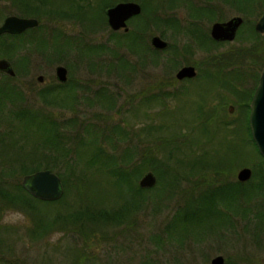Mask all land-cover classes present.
I'll list each match as a JSON object with an SVG mask.
<instances>
[{
  "label": "rangeland",
  "instance_id": "374dc122",
  "mask_svg": "<svg viewBox=\"0 0 264 264\" xmlns=\"http://www.w3.org/2000/svg\"><path fill=\"white\" fill-rule=\"evenodd\" d=\"M229 1L211 0V5L217 10L216 17H213L215 20H210V16H203V21L200 20V24L201 26L202 23L204 24L205 30L203 28L202 32L206 41L209 42L204 48L209 45V53L223 52L224 55L221 56L225 58L224 64L226 61L228 62L226 54L232 51L241 53L243 59L248 53L250 55L255 52L254 60H243L245 62L242 63L255 64V66H241L240 69L235 66L232 71L226 69L227 74L225 75L228 76L231 84H236L238 89L244 88L248 91L243 97L221 88L222 96L219 95L220 91L216 88L215 80L217 77H222L223 71L220 68L218 72L213 73L214 75L209 80L204 77L200 80L184 82V84L175 83L174 86H169V90L183 85L187 88L177 98H168V107L161 106L156 101L151 106L144 104L141 111L136 113L134 107L140 105L143 95L158 92L160 82L165 78L166 80L171 78L175 74L174 70L177 66L175 64H139L137 56L132 54L131 58L130 56L128 58L136 63L135 68L125 69L123 72L120 70L110 71L105 68L96 71L91 60H96L99 56V62L102 59L109 61L113 53L107 51L108 55L105 58H100L101 55L96 56V54L93 57L89 55L88 58L85 52H83V56H79L77 52L82 50L81 43L85 45L103 42L111 45L110 33L112 29L108 23V15L107 24L100 21L99 25L94 28L84 24V21L58 20L52 19L51 16H44L41 24L39 21V27H33L34 29L16 35L14 38L1 36L0 59L6 58L13 64L16 76L9 77V75L0 72V88L3 85L18 86L28 101L31 102L34 99V103L39 104L38 91L59 82L56 68L59 65H64L69 70V77L74 81L70 84L77 83L82 98L89 95L90 98L95 99V94L101 92V88H108L114 93L116 104L111 108H103L102 105L91 103V100L85 98L79 110L82 113V118L98 123L99 126L104 127L106 123L110 125L118 123L131 131L125 139L116 140V150L119 152H124L125 149L130 148V145L138 147L141 152L142 148L148 147L151 144L150 141L160 134L168 138L170 135L192 132L193 135L190 139L204 143L196 152L197 154L206 152L211 155L210 158H215L213 162L223 159L226 165L236 162L234 167L229 168L230 172L228 171L226 175L229 181H239L237 178L239 171L244 167L251 168L252 177L243 183L254 186L259 179L255 171L256 173L264 171V160L259 156L254 145L247 142L243 119L247 115L250 118L252 97L258 84L259 72L264 64V34L256 30V22L264 13V0H241V2L237 0L236 3ZM18 10L13 1L0 0L1 22L10 15L35 18L23 16ZM160 15L164 17L163 12ZM168 15L178 19L181 24L185 18L191 20L190 10L183 4L177 5L167 13ZM237 16L244 20L237 36L233 40H225L224 44L213 48L211 38L204 31L207 30L210 33V28L214 23L227 22ZM136 20L128 21L130 28L135 27ZM155 27L153 29L155 33L164 34L166 40L175 44L181 45L184 41L188 43V40H191L190 36L184 35L185 33L183 35L178 33L182 29L181 27L180 29L172 27L162 29L165 28L162 24L160 27ZM122 32L124 31L119 30V33ZM175 33L179 35H175ZM42 39L47 42L45 45L39 43ZM66 39L74 43L72 52L69 50L70 53L63 52L64 49H68L65 45ZM76 40L77 45H75ZM197 49L203 53L200 52L191 57L201 61L207 53L202 50L201 44H198ZM120 51L122 54L128 55V51L125 49ZM170 52L162 53L161 60L165 61ZM218 61H221V57ZM39 76H44L43 82L39 80ZM165 107L167 109H164ZM200 108L205 112L208 111V118L213 117L214 114L217 115V124L215 122L214 125L211 124L210 131L212 133L209 136L202 135L199 131L202 123ZM66 112V118L72 116L71 112ZM56 113L60 115V113ZM223 121L230 122V125H223ZM147 124L158 126V129L153 131L151 129L149 134L154 131L158 133L149 136L143 135L142 128ZM163 125L164 128L159 129ZM164 142L170 143L165 139ZM230 143L239 144L237 151L228 152L227 154L231 153L230 156L224 158ZM108 146L113 147L110 144ZM25 152H29V147ZM0 153L4 154L6 159H14L18 154L24 155V152L19 151L17 147H9V145L2 147ZM1 162L0 159V168ZM182 168L185 170L184 167ZM62 171L64 170L60 172ZM23 178L24 174L20 176L21 183ZM157 178V185L153 187V190L148 191L147 195L150 197L156 194L162 195L165 200L161 199L160 207L157 204H149L148 207H144L140 213L136 214V217L132 218L131 223L107 226L93 234L81 233L79 227L73 226L54 230L42 239L34 240L31 236V230L36 225L34 217L27 211L13 206H0V227H2L0 239L3 238L0 253L4 254H2L3 260H0V264H212V259L218 255L224 256V264H264V220L261 222L255 216L251 221L241 220L242 207L235 205L234 202L229 211L233 217H236L233 218L232 225L230 221L222 222L220 226L203 223L186 231L184 234L188 237L175 234V237L169 238L164 230L178 205H181L180 201L183 197L181 195L184 193L176 190L175 192L174 190L169 191V188L166 189V192H162L164 184H160V179L158 176ZM11 179L13 182L17 181L16 176H12ZM194 179L197 178H192V180ZM192 184L186 180L182 182V186L190 193L194 191L197 194L203 189L201 187L192 190ZM89 194L96 195L94 198L99 202L111 198L110 195V197L107 196L108 193L100 190L97 193L89 192ZM261 198L262 202L258 206L253 203V200L251 201L252 209H248L247 212L252 210L254 214L248 213L247 219L259 211H263L264 216V196ZM67 200L71 203L70 205L83 203L76 198L74 191L70 192ZM159 201L160 199H158ZM41 207L43 213L46 214L49 209H54L53 212L58 210V207L54 206L50 208V206L41 205Z\"/></svg>",
  "mask_w": 264,
  "mask_h": 264
},
{
  "label": "trees",
  "instance_id": "16d2710c",
  "mask_svg": "<svg viewBox=\"0 0 264 264\" xmlns=\"http://www.w3.org/2000/svg\"><path fill=\"white\" fill-rule=\"evenodd\" d=\"M11 1L15 3L20 14L38 18L40 24L44 16H51L52 19L58 20L84 21V24L93 28L97 27L100 21L107 24V9L109 7L121 1L140 3L142 13L130 19L133 21L137 18L134 28L122 33L111 31L110 41L114 46L103 42L85 45L81 43L82 50L77 52L79 56H83V52H85L88 58L89 55L93 57L95 54L96 56L101 55L100 58H105L108 55L107 51L113 53L109 61L102 59L99 62V56L96 60H91L96 71L105 68L110 71L120 70L123 72L125 69L135 68L136 63L132 62L128 56L131 58L133 54L138 59L142 58L143 53L149 50L142 42V38L151 33L154 34L155 26L160 27L162 24L174 29L181 27L178 19L167 16V13L179 4L188 6L190 10V24L183 28L186 32L190 30L194 33L199 29L202 31V28L196 23L200 20L203 21V16H210V20H215L217 15V10L211 5V0L197 2L192 0ZM239 1L241 2V0ZM229 2L236 3L237 0ZM161 12L164 17L160 15ZM197 37L206 40L201 32L199 35L197 34ZM39 43L45 45L47 42L42 39ZM73 44L66 39L65 45L68 49H64L63 52H72ZM77 44L76 40L75 45ZM121 49L128 51V55H122ZM70 83H74L71 77L66 83L56 82L47 89L39 90L37 94L40 100L39 104L34 103V99L31 102L28 101L18 86L3 85L0 88V149L9 145V147H17L19 151L24 152L23 156L18 154L14 159H6L4 154L0 153L2 160L0 206H13L31 214L36 222L31 230L34 240H40L54 230L73 226L79 227L81 233L93 234L107 226L131 223L132 218L136 217V214L140 213L144 207H148L149 204H157L160 207L161 199L163 201L165 198L160 194L150 197L147 192L153 188H142L139 185L140 179L148 171H153L159 177L160 184H164L162 192H166V189L169 188V191L174 190L175 192L176 190L184 193L181 195L183 196L180 201L181 205H178L164 230L169 238L175 237V234L186 236L184 234L186 231L203 223L220 226L222 222L230 221L232 225L233 218H236L229 213L233 202L242 207L243 216L239 217L241 220L251 221L254 216L261 222L264 220L263 211L256 212L255 215H251L252 210L247 212L248 209H252V200L256 206L262 202L264 171L257 173L255 171L259 179L254 186L246 185L241 181L227 180L226 175L229 168L234 167L236 162L226 165L223 159L213 162L215 158H210L211 155L206 152L197 154L196 152L204 143L190 139L193 135L192 132L170 135L168 138L160 134L153 140L150 139L151 144L142 148L141 152L138 147L133 145H130V148L125 149L124 152H119L116 150V140L125 139L131 131L118 123L112 125L106 123L104 127L99 126L98 123L82 118V113L79 110L85 98L91 100V103L102 105L103 108H111L116 104L114 93L108 88H101L102 91L95 94V99L90 98L89 95L82 98L77 83L75 82V85ZM178 96V93L169 90V81L162 80L159 91L144 94L142 102L139 106L134 107V111L140 112L144 104L151 106L156 101L161 106L168 107V98L175 99ZM166 107L164 109H167ZM201 109L202 123L199 131L200 134L209 136L212 133L210 131L211 124H217V115L214 114L213 117L208 118V111L205 112ZM66 111L71 112L72 116L66 118ZM106 117L108 118L107 115ZM243 122H245L242 124L246 131L247 142L254 145L257 153L264 160V156L259 152L252 137L249 115L245 116ZM222 124L229 126L230 122L223 121ZM163 128L164 125L159 129ZM151 129L152 131L158 129V126L147 124L143 126L142 134L149 136L158 133L154 131L149 134ZM164 139L170 143L166 144ZM108 144L113 147H109ZM237 145L239 144L237 143ZM237 145L228 144L230 147L226 154L233 150L237 151ZM27 147H29V152H25ZM226 154L225 157L223 156L224 158L230 156L231 153ZM45 169L53 172L59 171L56 173L62 178L65 187L64 195L59 200H40L31 195L20 181V176L23 174L25 176ZM61 170L64 171L60 172ZM12 176L17 177L16 182L12 181ZM96 176L100 177L95 178ZM192 178L197 179L192 180ZM183 180L188 181L189 184L193 183L192 190L201 187L203 189L197 194L194 191L190 193L182 186ZM99 190L108 193L107 196L110 195L111 198L99 202L94 198L96 195L89 194V192L97 193ZM71 191H74L76 198L83 203L70 205L67 198ZM158 199H160L159 202ZM88 202L91 206L88 205ZM41 205L50 206V208L58 207V210L53 212L54 209H49L46 214L43 213ZM250 212H252L251 216L247 219ZM1 232L2 227H0ZM2 240L3 238L0 239V250ZM2 254L0 253V260H3L1 257L4 254Z\"/></svg>",
  "mask_w": 264,
  "mask_h": 264
},
{
  "label": "water",
  "instance_id": "95a60500",
  "mask_svg": "<svg viewBox=\"0 0 264 264\" xmlns=\"http://www.w3.org/2000/svg\"><path fill=\"white\" fill-rule=\"evenodd\" d=\"M142 13V5L136 1H123L110 7L107 11L108 23L112 30L125 32L129 31L128 21ZM243 22L240 16L233 17L227 22H216L213 25L212 36L217 40H233L236 36L237 29ZM39 25L37 18L21 17L16 15L8 16L4 23L0 25V35L3 33L21 34L26 30ZM256 30L264 34V13L256 22ZM152 44L156 49H166L168 41L156 35L152 39ZM0 70L5 71L11 76L16 75L11 62L6 59H0ZM69 70L64 65L56 68L57 79L61 83L69 80ZM196 70L192 66L183 67L179 73V78L194 77ZM44 76H39L42 81ZM250 129L254 142L259 152L264 156V68L261 73L260 81L251 101ZM233 109V108H232ZM252 169L249 167L242 168L238 173V180L241 182L248 181L252 177ZM158 178L153 171L146 172L139 181L142 188H153L157 185ZM23 187L34 197L44 201H56L62 198L65 187L62 178L51 170H38L34 173L27 174L22 180ZM225 258L218 255L212 259V264H224Z\"/></svg>",
  "mask_w": 264,
  "mask_h": 264
},
{
  "label": "flooded vegetation",
  "instance_id": "af4514ba",
  "mask_svg": "<svg viewBox=\"0 0 264 264\" xmlns=\"http://www.w3.org/2000/svg\"><path fill=\"white\" fill-rule=\"evenodd\" d=\"M5 19L2 22L0 20V25H2L4 23ZM243 22H244V20H243ZM243 22L241 23V25L243 24ZM170 24H172L171 21H170ZM189 24H190L189 20L187 18H185L182 21V24L179 22V25L182 27V29H180V27H179L180 32L174 30L175 32L180 33V35H183L185 33L184 34L185 36H190L189 38H191V40H188V43L184 41V43L181 45L175 44L169 40H166L164 37V34L159 35L155 32H154V34L151 33L147 37L146 36L143 37L142 42L144 43L145 46L148 47L149 50L146 51L145 53H143L142 58H140L138 61L139 64H175L177 66L174 70L175 74L171 78H169L168 80H166V78L163 79V80L169 81V86H174L175 83L184 84V82L200 80L201 78H204V77L209 80L211 78V76L214 75L213 73L218 72L221 68L223 73H222V77H217L215 80V83L217 85L216 88H218L219 91H220V88L221 89H227V90L231 91L234 95L238 94L240 97L245 96L248 93V91L244 88L238 89L239 87L236 84H234L235 86L233 84H231L230 80L228 79V76L225 75V74H227L226 69L229 71H232V69L235 66H237L235 68H238V69H240L241 66H243V67L248 66V65H254L255 66V64H247V63L242 64L249 59L254 60V56L256 58V55L254 54L255 52L253 53L254 56H253V54L249 55V53H248L247 54L248 56L246 55L243 59L241 53H236L235 51H232V52L226 54L225 57H227L228 62L226 61V64H224L225 58L221 56V55H224V54H222L223 52H216V53L210 52L209 53L208 52V51H210V50H208L209 45L206 48H204V46L209 42H207L206 40L199 39L197 37V34L199 35L200 32L203 34V32L200 29L196 30L194 33H192L190 30L188 32H186L183 29L185 26H187ZM196 25L200 26L202 29L204 28L203 23H202V26H201L200 22H197ZM241 25L239 26V28L241 27ZM167 28L168 27H165V29H167ZM239 28L237 29L236 36L238 34ZM212 29H213V27L210 28V33L207 30L204 31V33L207 32L206 34L209 35V37H211V43L213 42V45L212 44H210V45H212L214 48L215 46H218L219 44L220 45L224 44L225 40H217L212 36ZM28 30H26V31H28ZM204 30H205V28H204ZM25 32H23V33H25ZM23 33H21V34H23ZM16 35L17 34L3 33L0 36H10V37L14 38ZM156 35H158L162 39L168 41L169 45L166 49L160 50V49H156L153 46L152 39ZM175 35H179V34L175 33ZM198 44H201L202 48H203L202 50L207 53L205 56H203V59L201 61H197L196 58L191 57V56L197 55L200 52L203 53L202 51H198V49H197ZM212 46H211V48H212ZM255 50H256V48H255ZM164 52H170V55L168 56V58H165L166 59L165 61L161 60V55ZM122 55H125V53ZM219 57H221V61H218ZM246 58H248V59H246ZM243 60H245V61H243ZM12 66H13V64H12ZM188 66H192L195 68L196 75L194 77L179 78L178 77L179 71L183 67H188ZM263 68H264V64H262L261 71L259 72L258 83L260 81V77H261V73H262ZM0 72L7 74L11 77V75L5 71L0 70ZM237 72H240V71H237ZM43 81H44V77H43V80L41 82H43ZM257 86H258V84H257ZM257 86H256V88H257ZM186 88L187 87H185V85H183V86L178 87L176 89H173L171 91H174V92L178 93L179 95H182V91L185 92ZM256 88H255L254 92L256 91ZM219 95L222 96L221 91H220ZM231 108H233V107H231Z\"/></svg>",
  "mask_w": 264,
  "mask_h": 264
}]
</instances>
